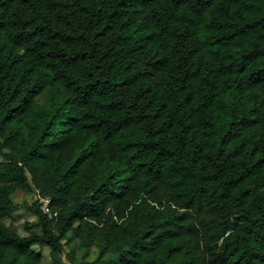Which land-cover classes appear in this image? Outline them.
Wrapping results in <instances>:
<instances>
[{"label": "trees", "instance_id": "1", "mask_svg": "<svg viewBox=\"0 0 264 264\" xmlns=\"http://www.w3.org/2000/svg\"><path fill=\"white\" fill-rule=\"evenodd\" d=\"M0 156V264H264V0H0Z\"/></svg>", "mask_w": 264, "mask_h": 264}, {"label": "rangeland", "instance_id": "2", "mask_svg": "<svg viewBox=\"0 0 264 264\" xmlns=\"http://www.w3.org/2000/svg\"><path fill=\"white\" fill-rule=\"evenodd\" d=\"M12 198L16 207L10 211L9 217L5 220L6 225L11 230H15L22 237L28 236L31 231H41L37 217L23 205L24 202L31 205L39 200L37 190L33 186L27 190H18ZM40 203L43 204V208L45 209V202L40 200ZM64 245L65 250L61 257L68 263L66 254L71 251L72 248L66 243ZM33 249L42 255V264H54L50 248L47 246L35 245ZM78 255L79 257L85 256L87 260L93 261L97 257V250L92 249L88 252L78 250ZM109 264H117V262L112 261Z\"/></svg>", "mask_w": 264, "mask_h": 264}, {"label": "built area", "instance_id": "3", "mask_svg": "<svg viewBox=\"0 0 264 264\" xmlns=\"http://www.w3.org/2000/svg\"><path fill=\"white\" fill-rule=\"evenodd\" d=\"M48 200H45V210L47 209Z\"/></svg>", "mask_w": 264, "mask_h": 264}]
</instances>
